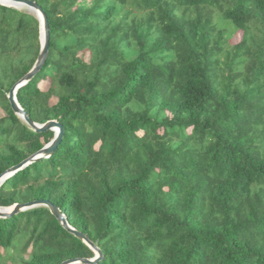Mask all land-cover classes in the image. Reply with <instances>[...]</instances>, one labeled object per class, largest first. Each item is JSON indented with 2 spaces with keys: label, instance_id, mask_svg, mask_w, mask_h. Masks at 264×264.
I'll use <instances>...</instances> for the list:
<instances>
[{
  "label": "trees",
  "instance_id": "1",
  "mask_svg": "<svg viewBox=\"0 0 264 264\" xmlns=\"http://www.w3.org/2000/svg\"><path fill=\"white\" fill-rule=\"evenodd\" d=\"M35 1L48 50L16 100L63 135L0 184V206L49 200L95 264H264V0ZM39 33L0 4V174L54 136L7 98ZM93 255L47 206L0 218V264Z\"/></svg>",
  "mask_w": 264,
  "mask_h": 264
},
{
  "label": "water",
  "instance_id": "2",
  "mask_svg": "<svg viewBox=\"0 0 264 264\" xmlns=\"http://www.w3.org/2000/svg\"><path fill=\"white\" fill-rule=\"evenodd\" d=\"M11 2H15L17 4L23 5L26 8H28L31 11H34V15L38 18L39 21V38H40V49L39 53L37 55L36 61L31 67V69L25 73L20 79H18L10 88L7 98L9 100L10 106L15 114H17L29 127H31L34 131H45V130H52L54 132L53 138L46 143L42 148L37 150L36 152L32 153L22 161H20L18 164L13 165L3 171L0 174V184L7 179L10 175H12L14 172H16L18 169L28 165L31 162H34L38 159H42L44 157H47L59 144L61 141L62 135H63V129L62 125L55 119L48 120L44 123H37L34 122L29 118V116L26 114V112L22 109V107L19 105V103L16 100V92L17 90L26 84L31 77L39 71L41 68L48 50V44H49V26L47 17L41 8V6L35 1V0H9ZM0 4L11 6L14 8L19 9L17 6L8 5L6 3L0 2ZM38 205H44L47 206L50 209V212L58 219L60 224L70 233L74 234L76 237L81 239L93 252L94 255L90 258L85 257H78V258H72V259H66L62 261L59 264H75V263H82V264H95L97 263L101 256V250L99 247H97L89 238H87L83 233L76 230L74 227H72L65 215L61 212V210L51 203L47 199H39V200H33L29 201L27 203H15L8 207H1L0 206V218H6L11 216L14 213H17L19 211L35 207Z\"/></svg>",
  "mask_w": 264,
  "mask_h": 264
},
{
  "label": "rangeland",
  "instance_id": "3",
  "mask_svg": "<svg viewBox=\"0 0 264 264\" xmlns=\"http://www.w3.org/2000/svg\"><path fill=\"white\" fill-rule=\"evenodd\" d=\"M19 9L30 12L27 8H19ZM30 13H32V12H30ZM228 25H229V29H230V27H232V25L230 23ZM241 38H242V31H240V30L234 31L233 35L228 39L227 43L224 45L225 48L231 47V45L238 43L241 40ZM83 56L85 59H87L88 53H85ZM49 83H50L49 80L46 79V80L41 81L39 86L41 89L46 90L49 86ZM54 101H55V99L51 100V102H54ZM0 115H4V112L2 111L1 108H0Z\"/></svg>",
  "mask_w": 264,
  "mask_h": 264
},
{
  "label": "bare ground",
  "instance_id": "4",
  "mask_svg": "<svg viewBox=\"0 0 264 264\" xmlns=\"http://www.w3.org/2000/svg\"><path fill=\"white\" fill-rule=\"evenodd\" d=\"M0 2H3V3H6L8 5H13V6H17L18 8H26L25 6L23 5H20V4H17L15 2H11L9 0H0ZM28 9V8H27ZM29 10V9H28ZM30 11V10H29ZM32 13H34V11H31ZM35 14V13H34Z\"/></svg>",
  "mask_w": 264,
  "mask_h": 264
}]
</instances>
